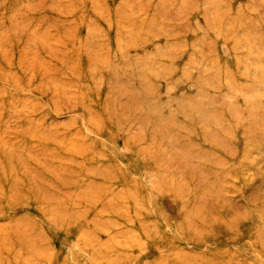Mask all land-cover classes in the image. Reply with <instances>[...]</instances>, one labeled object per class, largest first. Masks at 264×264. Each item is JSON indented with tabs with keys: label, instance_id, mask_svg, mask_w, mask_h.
Instances as JSON below:
<instances>
[{
	"label": "rangeland",
	"instance_id": "1",
	"mask_svg": "<svg viewBox=\"0 0 264 264\" xmlns=\"http://www.w3.org/2000/svg\"><path fill=\"white\" fill-rule=\"evenodd\" d=\"M0 264H264V0H0Z\"/></svg>",
	"mask_w": 264,
	"mask_h": 264
}]
</instances>
